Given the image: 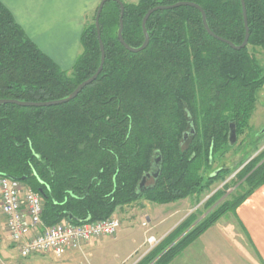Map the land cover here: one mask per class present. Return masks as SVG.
<instances>
[{
    "label": "trees",
    "instance_id": "1",
    "mask_svg": "<svg viewBox=\"0 0 264 264\" xmlns=\"http://www.w3.org/2000/svg\"><path fill=\"white\" fill-rule=\"evenodd\" d=\"M179 2L199 6L217 37L235 46L242 43L240 0L123 3L124 42L140 47L146 12ZM244 3L249 39L243 50L211 38L196 9L178 7L148 18L149 44L136 54L117 40L120 7L106 3L99 16L105 60L91 85L63 105L0 106V176L41 195L45 226L106 220L117 207L142 197L161 205L201 195L224 171L203 177L216 155L233 147L230 125L236 136L248 126L264 86L263 69L249 51L264 47V0ZM94 18L81 33L80 55L64 71L26 37L0 3V100H61L91 78L100 62ZM254 163L252 159L237 173L239 191L231 201L191 230L181 223L142 264H169L221 216L232 213L264 183V162ZM143 178L152 182L139 191Z\"/></svg>",
    "mask_w": 264,
    "mask_h": 264
},
{
    "label": "crops",
    "instance_id": "2",
    "mask_svg": "<svg viewBox=\"0 0 264 264\" xmlns=\"http://www.w3.org/2000/svg\"><path fill=\"white\" fill-rule=\"evenodd\" d=\"M58 0H0V3L11 13L15 23L22 29L28 39H30L38 49L50 57L59 67L70 70L72 64H65L62 54V46H50L46 44V35L51 34L57 29L59 24L46 17V6L55 7ZM79 1V2H78ZM51 2V3H49ZM72 3V1L70 0ZM53 3V4H52ZM83 0H73V11L63 22L66 26H73L78 17L82 24ZM76 7H79V11ZM82 31H79L77 40L80 43ZM65 47V46H64ZM69 52L65 55L68 61L76 59V51L74 48H66ZM63 66V67H62ZM182 201L181 203H183ZM124 206L119 209L124 212L122 216L130 224L122 225L119 229L118 236L114 238L116 241L125 231H129L131 227L136 225L139 217L144 216L148 225H151L149 235L165 236L171 232L181 220L196 209H187L186 204L184 212L185 216L180 219L179 212L183 204L176 205H157L149 202L136 203ZM0 216H2L0 214ZM3 218V217H2ZM140 227L141 238L129 243L127 237L125 242L109 247L102 239H94L87 243L82 253L90 257L103 255V260H99L97 264H120L133 254H135L142 246L145 235L144 229ZM110 251L114 259H108ZM74 251H68L63 256L62 264H81V260L76 258L73 261ZM185 258H175L171 264H264V183L248 197L231 213H227L219 218L215 224L208 227L198 239L186 250Z\"/></svg>",
    "mask_w": 264,
    "mask_h": 264
},
{
    "label": "rangeland",
    "instance_id": "3",
    "mask_svg": "<svg viewBox=\"0 0 264 264\" xmlns=\"http://www.w3.org/2000/svg\"><path fill=\"white\" fill-rule=\"evenodd\" d=\"M71 1L72 3L70 2V0H58L57 2H55L57 4L55 5V7L46 6V17L48 19H51L52 21H57V23L59 24V26H57V29H54V31L51 34H48V36L46 35V44H49L52 47L62 46L63 54L61 56L65 64L68 63L72 64V62L75 63L77 57L80 55L81 45L77 40L79 31L80 30L83 31V29L86 26L91 25L93 23L95 11L101 0H83L82 8H81L83 13L82 24H80L81 20L77 17L76 20L74 21L76 23L73 26H66L65 24H63V22L66 20V18H68L70 13L73 11L71 9L73 7V0ZM120 1L122 3L135 4L139 0H120ZM76 8L77 10L75 11L80 10L79 7ZM66 48L69 49L74 48V51H76L75 60L73 59L71 61H68V59H65V55L69 53L66 51ZM249 51L250 53L253 54L255 60L262 67L264 72V47L254 48V49L249 48ZM62 70L68 71L66 70V67H63ZM262 130H264V86L257 94L255 112L251 116L248 122V126L236 137V142L231 148V150H229L222 156L216 155L212 168L203 173V177L206 178L212 173H215L219 170H224L220 174L219 178L215 180L211 184V186L199 196L193 195L191 197L178 200L172 203L161 204V205L183 204L179 212L180 219H182L186 214V212H184L186 204L188 205L186 210L196 207L194 211L190 209L192 212L187 214V216H185L181 220L178 226H180L181 223L184 222V224L186 223L187 226H189L187 230L193 229L195 226L202 223L203 220L212 210H214L216 207H218L220 204L224 202L231 201L236 196V194H238L237 192L239 191V189L236 187L237 184H235L237 179V173H239L240 171L242 172L243 168L246 165H248L249 162L252 161V159L256 160V163H254V165L257 164L256 167L264 162V134L258 135ZM202 171L203 170L201 168L199 174H201ZM151 182H152L151 180H148L145 184V188L146 186L150 185ZM145 201L149 202L144 197H142L141 199L132 202L131 204H133L134 207L135 205H137L136 203L140 204ZM182 201L184 202L181 203ZM124 206L117 207L114 213L112 214V216L110 217L119 221L120 224L119 229L121 228V221H122L120 219H122V216L124 215V212H120L119 209ZM134 221H136L137 224L129 228L130 229L129 231L127 230L124 233H121L119 236L120 239H117L116 241H111L114 240L119 230L117 231V234L114 237L102 239L105 242H109L107 243L109 247L125 242V238L123 237H127L126 238L127 241L129 243H132L138 241L141 238V230L139 226H141V228L144 229L145 240L141 248L135 254H133L131 257H129L120 264H142L143 263L142 260L145 258V256H147L152 251H154L163 242L165 238H169L170 237L169 235L173 233L178 227L176 226L171 232H169L165 236H155L154 234L156 235L159 234L152 233L153 235H149V231L152 226L148 225V223L145 221L144 216L139 217L138 221L137 220ZM122 222H123L122 225L130 224L129 220L125 221L123 219ZM143 223L146 224V226H143ZM183 233L179 235L178 240L183 236ZM149 236L162 238V241L150 253L145 254L147 250L146 239ZM198 237L195 238L192 242H190L187 246H185L184 249L175 258L177 257L185 258L184 254L186 250L198 239ZM176 242L177 240L174 241V243ZM74 252L75 253L73 254L74 255L73 261L76 262V258L80 259L81 264H97L98 261L103 260L104 257L103 254V255H96L94 257L91 256L89 259L87 255L82 253V251H74ZM107 253H110V251L109 250L106 251L105 254ZM158 257L159 255L156 258ZM108 259H114L113 254L110 253ZM62 262H63V256L57 258L52 254H39L26 259L20 258L17 249L10 242L9 236L7 234L4 225V219L2 218V216H0V264H62ZM171 263L172 261L169 264ZM144 264H148V262Z\"/></svg>",
    "mask_w": 264,
    "mask_h": 264
},
{
    "label": "built area",
    "instance_id": "4",
    "mask_svg": "<svg viewBox=\"0 0 264 264\" xmlns=\"http://www.w3.org/2000/svg\"><path fill=\"white\" fill-rule=\"evenodd\" d=\"M44 202L22 182L0 176V214L10 242L20 258L26 259L39 254H52L60 258L68 251H82L94 239L112 238L120 224L114 218L74 225L61 221L52 226L42 222ZM143 226L146 224L143 223ZM162 238L149 236L146 253L155 249Z\"/></svg>",
    "mask_w": 264,
    "mask_h": 264
},
{
    "label": "water",
    "instance_id": "5",
    "mask_svg": "<svg viewBox=\"0 0 264 264\" xmlns=\"http://www.w3.org/2000/svg\"><path fill=\"white\" fill-rule=\"evenodd\" d=\"M108 2H114L116 3L119 7H120V14H119V19H118V30H117V40L119 41V43L123 46V48L130 52V53H140L142 51H144L146 49V47L149 44V35L147 33V29H146V23L148 18L155 12L157 11H164V10H170V9H175L178 7H190V8H194L196 9L200 15H201V19H202V25L204 30L206 31V33L213 39L226 44L227 46H229L231 49L235 50V51H239V50H243L244 48H246L247 44H248V39H249V28H248V24H247V15H246V9H245V3L244 0H240V4H241V9H242V18H243V26H244V38L242 43L239 46H235L234 44L230 43L227 40H224L222 38L217 37L216 35H214L208 25H207V21H206V15L203 12V10L192 3H188V2H179L176 3L174 5L171 6H157L154 7L150 10H148L146 12V14L144 15L142 22H141V30H142V34H143V44L138 47V48H131L129 47L123 40L122 37V31H123V15H124V6L123 3L120 0H101L97 6L96 9V13H95V18H94V26L96 29V34H97V39H98V45H99V51H100V62H99V66L95 72V74L87 79L86 81H84L83 83H81L67 98L61 99V100H56V101H50V102H40V103H34V102H20L17 100H0V106L2 105H15L18 107H24V108H39V107H52V106H58V105H63L66 104L72 100H74L77 95L87 86L91 85L96 79L97 77L100 75V73L102 72L103 69V65H104V60H105V55H104V48H103V44L102 41L100 39V31H99V16L101 14V11L104 7V5ZM260 135L264 134V130H262L260 133ZM236 132H235V127L234 124L230 125V129H229V136H228V141H229V145L233 146L236 142ZM160 164V160L159 158H156L154 160V166L156 168L159 167ZM154 178L157 177V174H152ZM150 175H147V178ZM145 184H146V180L145 178H143L138 186V190L142 191L145 188Z\"/></svg>",
    "mask_w": 264,
    "mask_h": 264
},
{
    "label": "flooded vegetation",
    "instance_id": "6",
    "mask_svg": "<svg viewBox=\"0 0 264 264\" xmlns=\"http://www.w3.org/2000/svg\"><path fill=\"white\" fill-rule=\"evenodd\" d=\"M147 182V181H146Z\"/></svg>",
    "mask_w": 264,
    "mask_h": 264
}]
</instances>
